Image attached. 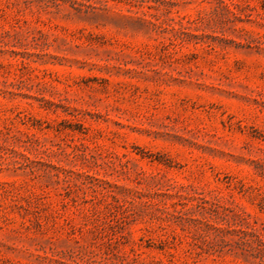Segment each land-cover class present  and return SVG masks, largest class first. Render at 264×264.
<instances>
[{
  "label": "rangeland",
  "instance_id": "374dc122",
  "mask_svg": "<svg viewBox=\"0 0 264 264\" xmlns=\"http://www.w3.org/2000/svg\"><path fill=\"white\" fill-rule=\"evenodd\" d=\"M0 264H264V0H0Z\"/></svg>",
  "mask_w": 264,
  "mask_h": 264
}]
</instances>
